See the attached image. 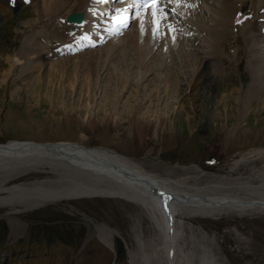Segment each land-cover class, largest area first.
Listing matches in <instances>:
<instances>
[{
	"label": "rangeland",
	"instance_id": "rangeland-1",
	"mask_svg": "<svg viewBox=\"0 0 264 264\" xmlns=\"http://www.w3.org/2000/svg\"><path fill=\"white\" fill-rule=\"evenodd\" d=\"M38 1L17 7L6 19L0 16V57L13 58L28 40L23 51L33 53L27 58L37 57L44 65L72 58L67 62V66L72 67L73 61H77L73 57L84 53L86 61L92 51H104L106 44L120 43L124 38L123 32L94 48L69 50L66 44L58 48L64 33L53 35L48 29L54 27L55 22L65 20V11L54 17L53 14L42 16L33 27L17 30L21 21L34 16V5ZM221 2L188 0L194 3L195 9L179 7V15L170 17L190 48L181 40L179 44L185 47L177 45V39L173 42L170 36L156 40L151 37L146 42L141 38L139 44L148 54L141 66H131L132 75L127 74L124 66L133 65V53L130 51L129 56L123 57L121 50L113 56L111 64H106V68L104 65L97 75L94 73L90 87L83 83L86 72L72 81L71 86V80L61 75L56 66L48 68L47 72L45 69L40 90L36 92L29 84H23V76L28 74L23 66L0 67V72L11 71L10 80H15L12 84L0 81V143L8 140L81 143L115 151L150 174L182 180L187 185L201 187L221 183L233 187L245 181L264 185L261 162L237 164L232 168L240 154L264 147V82L257 76L258 63L249 58L253 53L252 41H246L232 28L233 24V27L239 24L238 16L246 13L245 19L252 16L248 11L252 2H245L246 13L236 11V22H232L227 31L229 38L221 36L216 48L211 49L206 44L208 34L204 30L214 23L212 5ZM82 16L85 21V15ZM131 21L125 32L140 29L139 18ZM101 25L92 24L90 30L101 31ZM68 27L73 30L71 24ZM73 31L77 36L78 31ZM35 34H41V38H33ZM69 36L64 40L74 38ZM31 37L34 45H30ZM50 42L56 43L58 54L48 47ZM193 48L194 56L187 58L189 49ZM211 51L215 52L213 58L199 65V69L211 77L198 89L197 108L193 111L190 82L199 58L204 54L211 56ZM260 63L264 64V59ZM145 65L150 68L147 73ZM170 75L173 80L168 79ZM131 79L133 84H129ZM135 83L139 88L136 93ZM173 88L178 92L174 93ZM221 96L227 97L224 105L217 102ZM180 104L184 105V111L177 114L176 107ZM3 174H0V196L7 197L16 188L26 187L28 191L21 197L18 195L21 200L25 196L33 197L27 193L38 194L35 190L56 187L60 183L58 175L48 171L19 173L11 177L12 180H5L7 177ZM232 191L245 193L239 189ZM72 205L78 210L74 214L52 205L27 209L17 214L24 220V226L14 234L10 233L4 216L8 209L0 206V264H130L127 246L136 249L139 264L145 263L143 253L151 251V239L154 237L156 242L159 235L141 206L98 196L75 200ZM82 213L115 231L111 249L88 232ZM186 223L192 224L191 229ZM182 228L184 237L179 242L188 255L194 252L199 257L204 255L214 264H264V214L241 216L231 212L217 218L184 219ZM150 261L157 264V260L150 258Z\"/></svg>",
	"mask_w": 264,
	"mask_h": 264
},
{
	"label": "bare ground",
	"instance_id": "bare-ground-1",
	"mask_svg": "<svg viewBox=\"0 0 264 264\" xmlns=\"http://www.w3.org/2000/svg\"><path fill=\"white\" fill-rule=\"evenodd\" d=\"M26 1L27 0H0V16L3 18L10 17L15 7L23 6ZM250 1L252 4L250 6V10L248 11H251L250 15L252 16L249 17V19L241 18V23L234 27L232 22H234V20L237 18H235L236 11H239L240 13L247 12V5H245L247 0H222L219 5H212L215 10V18L213 20V25L204 30L206 34H208L206 44L211 49H215L216 43L220 41L219 39L221 36L224 35V37L229 38L230 33H227V31L231 29L230 25L233 24L232 28L235 30L234 32L242 34L246 41H252L253 53L249 58L255 64L258 63L257 76L260 77V79H262L264 82V64L260 63L264 59V49H262L264 44V29L259 27V24L263 19L262 14L264 13V0H258L259 3L256 0ZM69 2H71L70 5H68ZM190 4L193 5L194 3ZM34 7V10L32 9L34 16L21 21L16 29L21 30L20 28L22 27H33L34 23L37 22L42 16L53 14L54 17L65 11L63 15L65 20H62L61 22L56 20L58 21L55 22L56 25L51 28L49 27L50 29H48V32H51L50 34L53 35L55 32H59L60 34L64 33L60 37V42H64V38L69 36L70 33L74 32L68 27L70 26L68 21L70 22L78 16L85 15L86 21L83 22L84 25L82 27L85 28L87 22L94 20L90 17L92 12H90L89 9H96L97 15L104 12L99 4L93 3V0H39L37 3H35ZM111 8V4H107L106 12H110ZM195 8V6L191 7V9ZM146 20L147 22L145 24L144 33L141 32V29L135 32L124 31V38L122 41H120V43H108L106 44L104 51H98L95 53L92 51L90 56L85 59L86 61H84V53L73 57L77 58V61H73L72 67L67 66V62L72 58H68V60L65 59L64 61L59 62L46 63V65L42 64V62L39 61L40 59L37 57L27 58L28 55L33 53L32 51H23L25 46L27 47V44H29L27 42L28 40L26 41L27 43L25 42L18 48V50L14 53L13 58L8 55L0 57V67L9 66L16 68L18 64L23 66L24 69L28 71V74L23 76V84H29L31 88L36 89V92L40 90V84L42 83H40V80H42L41 76L44 75L45 69L47 72V70H50L48 68L56 66V68L60 70L61 75H65L66 77L68 76L67 79H69V81L71 80V86H73L72 81H75L77 77L80 76V74L86 72L83 76V83L90 87L93 82L92 78L94 73L97 75L99 70L103 68L104 65L111 64L113 56H115V54L121 50L123 57L129 56L131 52L133 53V65L126 64L124 66L126 68L127 74L132 75L133 72L131 66H141V64L144 62L145 56L148 54V50L145 51V48L142 49L143 47H141L139 44L141 38H144L146 42L152 37L151 16H147ZM115 29L116 27L112 29L113 34L116 33ZM176 33L179 34L176 36L177 45H180L179 43L181 40V43L190 48L191 45H188V41L182 37V32ZM106 35H108V32H106ZM32 37L35 39H40L41 34H35ZM32 37L29 40L30 45H32V43L34 45ZM97 40L101 41L99 38H96L94 41L91 40L90 43L86 42L85 45L92 46ZM54 43L55 42H50L48 47L55 50L56 46L54 45L56 43ZM249 44L250 42L246 43L247 46H249ZM184 45L180 46L185 47ZM193 50L194 48L191 49V51L189 49L187 58H190L191 55L194 56ZM212 54L214 56L215 52H212L211 56L206 54L201 56L199 58L198 65L193 72V78L190 82V90L192 91L190 95V104L192 105L191 109L193 111L197 108L196 98L199 94L198 89L203 86L205 82H207L211 77V75L209 76V73H205L202 69H199V65L203 62H207L209 59H212ZM106 67L107 65L105 68ZM110 69L111 68L108 69V73H110ZM149 70L150 68L145 65V73H147ZM10 73L11 71L9 72L3 69L0 72V81L3 80L9 84L14 83V78L10 80ZM170 76L171 78L168 79L173 80V76ZM120 81L124 82V84L127 82V80ZM133 82V79H131L129 84H133ZM135 84L134 90L136 93L139 88L137 83ZM156 91L158 92V90ZM164 91H167V89ZM173 92H178V89H174ZM165 93H167V95L169 94V92ZM157 97L158 95L156 98ZM226 99V96H221L217 99V102L220 105H224ZM183 106V104H180L176 107L177 114L184 111ZM162 121H160V123H162ZM60 143L62 148L60 152L50 151L32 145H25L23 147L20 145V141H10V143H8L7 149L0 151V174L4 173L3 175L7 177L4 178L5 180L9 178L11 179V177L14 178V176H18L19 173L24 174L40 170L44 172L48 171L52 174L55 173V175L57 174L58 176L56 177L60 182H58L59 184L57 183L59 186L56 184V187L46 188L43 190H35L34 188L35 192L38 191L39 193H27V195L31 194L33 197H30V195H24L25 198L22 200L21 198H18V195L21 197L23 193L28 191L26 187L24 188L22 186V188H16L13 193H8L9 195L7 197H5V195L0 196V206L7 207L8 209L4 216L9 222L11 234L16 233V231L21 226H24V220L17 214L38 205H52L74 214L76 213L75 211L78 210L72 205V203L73 201L79 200L81 198H91L98 196L121 199L141 206L147 212L149 218L152 221V225H154L158 231L159 236L156 242L155 239H153L154 237L151 239V243H153L151 245V251L148 254L143 253L142 257L145 259L144 261L146 264L152 263L151 261L149 262L150 258L157 260V264H214L213 261L208 260V258H206L204 255L199 257L195 252L192 253L193 255L191 253L188 255L189 253L187 254V251L185 252L184 245L179 242L182 241L180 239L184 237V231L182 228L183 220L217 218L231 212L241 216L264 214V185L262 184L252 185L245 181L237 182L233 187L225 186L221 183H215L201 187L196 185H187L185 181L182 180L165 179L150 174L143 170L137 163H134L130 159L119 155L115 151L103 147H86L81 143L73 142ZM238 157L239 159L232 163V168L237 166V164L245 165L259 161L263 164L262 170L260 172L264 173V147L251 149L246 153L240 154ZM48 184L50 185V183ZM238 189L244 191L245 193L240 195L239 193L232 191ZM161 193L164 194L163 197L161 196ZM165 200L167 201L169 209L167 213L164 211ZM81 217L88 226V232L96 235L103 242V244H105L107 247L109 246L108 248L111 249L110 247H112L113 244V234L115 231L104 224L95 223L91 218L85 216L83 213L81 214ZM186 224L188 228L191 229L192 224ZM193 240L194 239H192V241ZM127 250L130 261L129 263L139 264L137 261L138 254L136 249L127 246ZM181 261H183V263H181Z\"/></svg>",
	"mask_w": 264,
	"mask_h": 264
},
{
	"label": "snow or ice",
	"instance_id": "snow-or-ice-1",
	"mask_svg": "<svg viewBox=\"0 0 264 264\" xmlns=\"http://www.w3.org/2000/svg\"><path fill=\"white\" fill-rule=\"evenodd\" d=\"M107 0H93L95 4H104ZM123 2V0H122ZM179 7H194V5L188 3V0H131V3L124 8H117L114 10V14L111 19L117 25L116 31L120 28H127L129 21L133 18H139V24L141 32H145V24L147 22L146 17L151 16V34L154 40L160 39L165 36H170L175 42L176 35L178 31L175 24L170 21V17H176L179 15L177 9ZM131 9H136L134 13H131ZM90 12L95 16L97 15L96 9H89ZM143 14V15H142ZM103 15V13H100ZM237 23H241V19L238 16ZM75 37L74 33H70ZM81 42H91V38L85 34L76 39L77 46ZM95 46V45H92ZM66 48L71 50L72 45H65ZM163 197L164 194L161 193ZM164 211L167 213L169 211L167 201L164 202Z\"/></svg>",
	"mask_w": 264,
	"mask_h": 264
},
{
	"label": "water",
	"instance_id": "water-1",
	"mask_svg": "<svg viewBox=\"0 0 264 264\" xmlns=\"http://www.w3.org/2000/svg\"><path fill=\"white\" fill-rule=\"evenodd\" d=\"M8 143H10V140L4 142V143H0V151H4L5 149H7ZM21 146H35V147H40L42 149H46V150H50V151H58L60 152L61 148V143H57V142H33V141H22L20 142ZM56 149V150H55Z\"/></svg>",
	"mask_w": 264,
	"mask_h": 264
}]
</instances>
